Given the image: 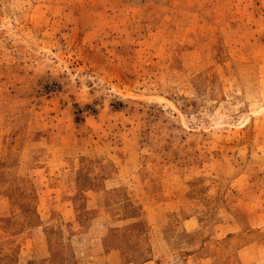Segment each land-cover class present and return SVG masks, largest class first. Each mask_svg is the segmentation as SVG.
<instances>
[{
	"label": "rangeland",
	"instance_id": "obj_1",
	"mask_svg": "<svg viewBox=\"0 0 264 264\" xmlns=\"http://www.w3.org/2000/svg\"><path fill=\"white\" fill-rule=\"evenodd\" d=\"M0 264H264V0H0Z\"/></svg>",
	"mask_w": 264,
	"mask_h": 264
}]
</instances>
